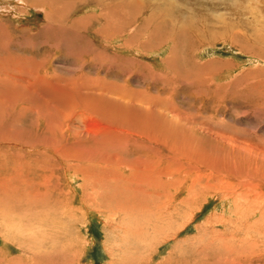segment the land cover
<instances>
[{"label":"rangeland","instance_id":"rangeland-1","mask_svg":"<svg viewBox=\"0 0 264 264\" xmlns=\"http://www.w3.org/2000/svg\"><path fill=\"white\" fill-rule=\"evenodd\" d=\"M78 1L58 0L69 8L56 11L46 0H0V44L11 47L0 50V58L11 54L10 62L23 64L17 73L7 63L11 68L0 79L33 78L31 58L41 65L36 74L54 84L77 76L106 80L110 93L95 96L114 103L134 96L146 109L141 97L155 96L154 137L160 139L147 157L138 155L151 163L154 183L146 187L138 171L134 180L127 159L108 163L74 150L67 171L58 166L48 188L34 177L19 189L22 180L12 185L0 159V186L7 192H0V264H264V0H102L97 7ZM66 16L67 25L61 23ZM55 19L65 31L59 41H88L103 57L84 64L87 56L72 46L57 51L45 43L54 39L44 32ZM188 19L201 39L191 38L193 47L182 40L177 50L200 69L192 80L181 77L170 91H159L151 77L166 72L173 47L167 32ZM10 107L0 109V128L8 135L27 127L31 116L19 120L26 106ZM68 114L59 139L66 128L86 138L112 128L79 109ZM16 148L4 145L5 152Z\"/></svg>","mask_w":264,"mask_h":264},{"label":"bare ground","instance_id":"bare-ground-1","mask_svg":"<svg viewBox=\"0 0 264 264\" xmlns=\"http://www.w3.org/2000/svg\"><path fill=\"white\" fill-rule=\"evenodd\" d=\"M46 1H48L50 3V7L53 9H56V11H57V9H61V8L65 9L69 6L66 4H63V5L58 4V0H46ZM88 1H90L91 3H95L96 7L103 5V4H101L102 2H100L102 0H81L80 3H82L81 5H83V6L85 5V7H88V6H86V5H88ZM22 4H26V3L22 2ZM90 5H92V4H90ZM89 8H93V7L89 6ZM93 9L95 10V7ZM72 11H73V9H72ZM68 18H69V16H68ZM68 18L66 16V18L63 19L61 21V23L65 24V25L70 23V20ZM57 20L58 19H55L54 21L50 20L52 22L49 21L50 24L47 26V29L44 33L46 35H49V34L52 35V37L54 39H52L53 41H46L45 43H49L50 45H53L57 51L61 50V48H60L61 45H67L69 50H71V46H72L74 49H76L75 52L77 54H79V57H84V55L87 56L88 60H85L83 62L84 64H86V62L96 61L95 59L97 58V56L103 57L102 55H99L96 53L95 48L88 41H59L58 38H61V35H63V33L65 31H64V28L62 25L57 26L54 24ZM188 21H189V19L184 24L181 25V28H180L181 30L179 29V30H176L175 32L171 31V34L169 32H167V34H168L167 38L168 39H167L166 43L168 42V43L173 44V47L171 49H169L168 57H167L168 59L166 60V62L164 64L166 72H165V74L164 73H157L156 74V73L152 72L153 76L151 77L152 80L154 79L155 81H157V83L160 86H162V88H160V89L157 88V90H159V91H161V89H163L164 86H166V89L169 90V87L173 86L179 80H181V77H185V78L188 77L190 80H192L193 76L191 77L190 74L198 72L197 70L200 69V67L198 65L193 64L189 61H186V59L182 60L180 58V52H179V50H177V48L180 47L181 43L184 42L182 40H187L186 42H187L188 46L193 47L194 41H191V38L201 39L200 38V36H202L200 34L201 31L199 32V29L196 26H192V24L194 25V23H193L194 20L190 19V21L189 22ZM188 24H189L190 28L186 27ZM72 30H74V29H72ZM69 37L71 39V32L69 34ZM196 42H201V41H196ZM2 45L3 44H0V50L2 52L5 51L6 53H8V50H6V49H8V47L9 48H11V47L9 45H4V46H2ZM18 47L19 46H16L15 49L20 50V48H18ZM12 56L13 55L9 54L6 57L2 56V58H0V68H1L0 72L3 69H4L3 71H6V70L9 71V68H11V67L5 66V65H7V63H10L9 65L15 67V70L17 73H19V72H21V70H23L22 66H21V65H23L21 63L22 60L16 59V60H13V61H15L14 63L10 62L9 57H12ZM104 58H105V56H104ZM104 58L100 62H98V63H100V66H98V68H97L98 72L102 69V63L105 62ZM30 60L32 61V63L30 64V69H28L29 72H27V73H28V76H32L33 78H30L28 81H26L23 78H19V77L18 78L13 77L10 79V77L8 78L9 75H7L4 79H0V109L1 108L5 109L6 107H10L12 104L20 103L21 106H26V107L20 109L19 113H21V116H20V114H18L17 118L20 120L21 118H26L27 115H29V113L31 114L30 117L28 116L29 117L28 118L29 124L27 125V127L22 128L21 130H18V131H14L15 134H12L13 136L8 135V132H4V129L0 128V130H1L0 154L2 155V157H0V159L2 160L3 163H7V164L2 163L4 166L5 165L8 166L7 169L5 168V170H3L1 172L5 173V174L2 173L3 175L10 176V182L13 181V182H11L12 185L15 186L16 183H17L16 185H18L20 183L19 181L22 180L21 181L22 183L19 185V189H20V186L24 187L25 185H28L27 182L30 183L32 178L35 179L34 177H37V179L43 178L45 181V185H46L45 188H48L50 186L48 184H50V180L53 179V177L55 175V171H56L58 166L59 167L61 166V169H63V170L66 169L65 171H67L66 163H67L68 159L71 158V152H73L74 150H75V152L76 151H78V152L83 151L85 154L97 155L99 157H102V159H105L108 163H110L115 158H117L118 161L119 160L122 161L123 159H127L126 161H124V165L126 163V167L133 173V179L134 180L137 179V174H135V173H136V171H138L137 173H138L139 181H144L146 183H149V185L147 184L146 187L152 185L154 182H153V180L150 181V179H149V174L151 172L150 171L151 170L150 169L151 163L149 161H147L148 158L146 160H145V158L147 157V154H150L152 152V150L154 149L155 144L154 145L152 144V143H154L153 140L159 141V139H160V138L156 139L154 137L156 127H155V124L153 125V121L155 122V119H156L155 115H157V114L153 113L151 106L154 103V97L155 96L152 97V96L146 94L143 97H141L142 101H144L145 103L148 104L147 105L148 107L146 109H141L138 106H136L137 101L133 98L134 96L133 97L128 96V102H126L125 105H123V104L121 105V104L116 103V102L114 103V101H110L111 99L108 100V99L103 98L101 96H95L96 93L98 95L110 93L109 89L112 86H111V84L106 82V80L100 79V78L92 80L88 77L86 78L85 76H77L74 79H71L70 77H68V78H64L63 80H60L59 82L61 83L63 81L64 85H62V83L59 84L58 82H55V84H54L51 81H46L45 79H43L41 77L43 79L42 80L40 78V74H36V73H39L38 71L41 68L40 63L35 62L31 58H30ZM23 61H25V60H23ZM185 65H187V67H188V69H186V70L184 69ZM1 66H3V67H1ZM199 71H202V70H199ZM178 78H180V79H178ZM145 81H146V79H145ZM9 82H10V85H9ZM185 82H187V81H185ZM109 86H111V87H109ZM103 92H105V93H103ZM175 94H176V92H175ZM76 109H79V112L83 113L84 115L85 114L91 115V117H93L94 119H96V118L99 120L101 119L103 122L108 123V125H110V127H112V128L111 129L105 128V130H102V132L93 134L91 138L82 137L79 133L76 134L70 128H66V129H64L65 136L62 135L63 137H61L59 139L57 133H58V130L60 131L58 126L61 123V120L63 118H67V116H69L68 111L76 110ZM190 121L192 122L191 119H190ZM187 122L188 121L186 119L185 124H187ZM189 124H191V123H189ZM169 128L172 129V127H169ZM162 134H165L164 131ZM79 135L81 138L79 137ZM162 138L163 137L161 136V139ZM165 139H167L165 141H168L167 137H165ZM162 140H160L161 141L160 143L162 145L164 144L163 147L168 146L167 143L162 142ZM139 141H140V143H139ZM198 142L199 141H197V142L195 141L194 144L196 145V143H198ZM8 144L16 146L17 147L16 150L5 152L4 145H8ZM175 147H177V146H175ZM174 149H176V148H174ZM222 152H223V150H222ZM140 154H143L146 156L144 158L145 161H143V159L141 161V158L138 157V155H140ZM225 156L226 155H224V157ZM227 156H226V158H227ZM235 156L236 155H234V157ZM236 158H238V157H236ZM205 164H206V166H208L207 163H205ZM223 164H224V162H223ZM215 166H217V165L215 164ZM203 167H204V165H203ZM212 168L214 169V166L211 167L210 169H212ZM239 168H240V166H239ZM108 169H111V166ZM140 169H141V171H140ZM112 170H113V168H112ZM226 170L229 171L228 169H226ZM214 171H212V172L214 173ZM219 171L220 170L218 169L217 175H219ZM238 171L240 172V170H238ZM244 171H245V169H244ZM37 175H39V176H37ZM209 175H211V174L209 173ZM240 177H241V175H240ZM240 177H239V179L242 178V177L241 178ZM218 178H219V176H218ZM226 178H228V177H226ZM4 179H6V177ZM18 179H19V181H18ZM220 181H221V179H220ZM32 182H31V184H32ZM216 182H218V180ZM222 182L224 183V181H222ZM227 183H228V181H227ZM8 184L5 186L6 189L9 186ZM242 184L244 185V183H241V184H239V187H240V185L242 186ZM225 185H223V186H225ZM227 186H229V185H227ZM234 187H232V190H230V191H236V190H233ZM103 189H107V185ZM246 189L244 188V190H246ZM14 190H16V188ZM135 190H136V188L131 187L128 189V192L131 194V193L135 192ZM5 191L6 190L1 185L0 186V192L1 193L4 192V195H5L7 193V192L5 193ZM18 192H21V191L18 190ZM45 193H47V192L45 191ZM134 194L130 195L129 197L132 198V196ZM246 195L247 194H245V196ZM238 196H239V194H238ZM37 198L38 197H35V199H37ZM39 201H41V200H39ZM46 202H44V203H46ZM247 202L248 201L246 200V203ZM35 203H40V202H38V200H36ZM47 217H48V215H47ZM33 218H31V219L33 220ZM53 218H55V217H53ZM46 221H48V219ZM57 229H59V228H57ZM55 230L56 229H54V231ZM57 231L59 232V230H57ZM56 234H58V233H56ZM42 243L40 242V245ZM47 244H45V246ZM38 246H39V244H38ZM38 257H40V256H38ZM55 258H57V256ZM42 259H40V262L42 261ZM45 259H47V258H45ZM37 261H38V259H37Z\"/></svg>","mask_w":264,"mask_h":264}]
</instances>
